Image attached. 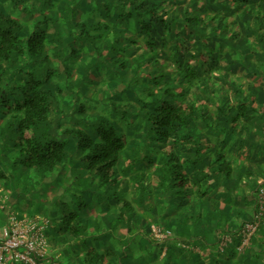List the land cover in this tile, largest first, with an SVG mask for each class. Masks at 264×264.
I'll list each match as a JSON object with an SVG mask.
<instances>
[{
  "label": "trees",
  "instance_id": "16d2710c",
  "mask_svg": "<svg viewBox=\"0 0 264 264\" xmlns=\"http://www.w3.org/2000/svg\"><path fill=\"white\" fill-rule=\"evenodd\" d=\"M262 143L264 0H0V185L73 189L61 264H264Z\"/></svg>",
  "mask_w": 264,
  "mask_h": 264
},
{
  "label": "built area",
  "instance_id": "2783aa9c",
  "mask_svg": "<svg viewBox=\"0 0 264 264\" xmlns=\"http://www.w3.org/2000/svg\"><path fill=\"white\" fill-rule=\"evenodd\" d=\"M259 212H264V188L259 192ZM10 193L0 187V264H61L52 254L48 232L51 221L44 214L20 210L11 203ZM253 223H247L242 229L241 250L248 244L257 228L259 216ZM151 234L162 239L170 234L155 224L151 225ZM229 241L225 237L221 246Z\"/></svg>",
  "mask_w": 264,
  "mask_h": 264
},
{
  "label": "rangeland",
  "instance_id": "374dc122",
  "mask_svg": "<svg viewBox=\"0 0 264 264\" xmlns=\"http://www.w3.org/2000/svg\"><path fill=\"white\" fill-rule=\"evenodd\" d=\"M251 153H253L252 150H251ZM251 153H250V155H251ZM249 162L251 165L255 166V164L253 162H251V161H249ZM37 177L39 179V176H37ZM49 177L50 176H48V178ZM31 180L32 181H30V185H32L33 182L36 181V177H34ZM49 181L51 182L52 180H46L44 178V180H43L44 183H43L42 187H39V190L38 189L31 190L30 188L28 190H25L26 193L28 194L27 199H25L24 201H20V203L17 205L18 206L17 208H19L20 210L26 209L28 212L33 213V212L38 211L37 207L39 206L40 210L49 211V214L55 220H59L60 214L62 213L61 207H60L61 201L62 200H68L69 204L73 207L77 204L75 202L76 198L74 196H72V194H71L73 189H68V191L64 190V188H65L64 187L65 186L64 181H62L63 183H60L61 185H59L58 182H56L57 184H48L47 182H49ZM0 187H4V186L0 185ZM72 188H74V187H72ZM120 188L121 187L116 188V184H112V186H110L109 190H114V189L119 190ZM8 189H10V191H12V194L15 197L12 199L16 200V196H15L16 191L10 187ZM130 189H131V187H130ZM86 199H88V198H86ZM37 213H42V212H37ZM151 251H153V253L156 252L155 249H153V247H152ZM138 253H141V251L138 250L137 247H134L131 250L130 255L132 257H136V255Z\"/></svg>",
  "mask_w": 264,
  "mask_h": 264
},
{
  "label": "crops",
  "instance_id": "0c3cea01",
  "mask_svg": "<svg viewBox=\"0 0 264 264\" xmlns=\"http://www.w3.org/2000/svg\"><path fill=\"white\" fill-rule=\"evenodd\" d=\"M260 136H262V134L260 135ZM260 147L259 148H256L254 151H253V153H254V155H256V154H258L259 153V151L260 150H263L264 151V143H262L261 145H259ZM262 148V149H261ZM249 151V150H248ZM251 153V152H250ZM254 155H253V158L251 159L250 157V159H251V161L252 162H254V164H256V163H258L259 165H260V169H263V167H264V157H261V159L259 160V158H255L254 157ZM255 158V159H254ZM249 165H251V164H249ZM253 166V165H252ZM256 166V165H255ZM255 166H253V167H255ZM261 175H264L263 173L261 174ZM259 182L260 183H263L264 182V179H260L259 180ZM11 200H12V197H11ZM15 200V199H14ZM39 210H40V208H39V206L37 207ZM36 212H40V211H36ZM42 212V211H41ZM39 214H43V213H39ZM45 216H46V214H44ZM124 231L122 230V234H124L123 233ZM192 246H195V245H192ZM195 249L194 250H198V247H194ZM51 249H52V247H51ZM165 250H166V247H164L163 248V251H161V253L159 254V257H160V259L161 258H163V256H164V254H165ZM178 252L175 254V258H177L178 260H180L182 257H183V255H182V253H184L183 251L180 253V251L179 250H177Z\"/></svg>",
  "mask_w": 264,
  "mask_h": 264
}]
</instances>
